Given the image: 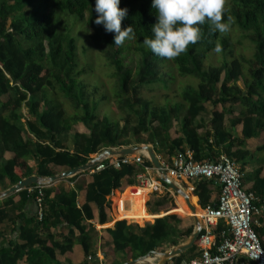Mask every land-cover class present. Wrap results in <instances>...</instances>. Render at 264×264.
<instances>
[{
  "label": "trees",
  "instance_id": "trees-1",
  "mask_svg": "<svg viewBox=\"0 0 264 264\" xmlns=\"http://www.w3.org/2000/svg\"><path fill=\"white\" fill-rule=\"evenodd\" d=\"M118 7L127 9L121 30L131 25L135 34L120 46L113 44L114 33L93 22L94 0H0V190L32 174L50 177L83 165L104 149L137 144H150L156 155L167 160L185 157L187 151L195 162H214L225 155L238 164L240 172L255 152L261 154L264 166V144L252 152L245 142L264 132V0H224L221 22H230L229 30L247 41L249 57L237 51L229 30H212L207 21L199 25L200 39L184 52L171 59L156 56L142 42L152 37L151 26L156 22L151 0H119ZM75 26L112 71L110 95L98 96V85L88 87L83 82L86 68L78 62ZM130 48L135 51L133 63L125 60ZM212 52L219 53L218 62L205 63ZM165 66L167 70H162ZM172 71L190 80L177 93L178 99L166 95L160 102L145 95L144 91L154 88L172 90L176 80ZM109 97L116 117L106 106L101 111ZM206 104L220 105V110H211L205 119ZM77 124L87 132L77 131ZM173 124H177L174 137L170 135ZM236 126H240L239 134ZM6 152L10 158L4 157ZM104 163L106 167L92 172L91 180L79 182L76 189L43 186L40 219L36 211L30 216L25 213L28 202L35 204L34 185L0 200V264H75L59 258L74 244L83 252L77 264H103L94 249L96 230L88 223L94 219L90 204L96 208L97 222H108L116 217L122 186H135L136 175L151 167L146 159L117 168ZM260 170L245 180L253 181L248 190L257 198L259 212L252 228L264 247ZM212 181L180 180L197 213L216 206L209 190ZM243 181L241 177L242 185ZM82 187L85 202L78 206L77 189ZM153 195V200L145 201L151 214L176 208L168 192ZM181 223L176 213L146 218L143 229L135 222L117 220L105 229L111 240L101 252L111 257L110 264H122L149 251L162 252L191 233L192 226L182 228ZM224 230L223 222L213 228L216 243ZM199 255L193 244L170 262H189Z\"/></svg>",
  "mask_w": 264,
  "mask_h": 264
},
{
  "label": "built area",
  "instance_id": "built-area-1",
  "mask_svg": "<svg viewBox=\"0 0 264 264\" xmlns=\"http://www.w3.org/2000/svg\"><path fill=\"white\" fill-rule=\"evenodd\" d=\"M98 154V153H97ZM96 155V154H94ZM93 155V156H94ZM147 158L144 153L134 156L105 157L88 172L92 173L107 165L119 167L121 164H142ZM168 177L176 181L190 179H213L219 183L220 192L215 208L201 211V231L196 241L199 257L179 264H264V247L252 228L256 223L253 218L259 212L254 193L241 184L242 174L238 164L221 155L217 161L195 162L190 155L174 157L167 162L158 158ZM140 185L149 192H161L164 189L152 167H144V171L136 175ZM45 185H34L37 189L35 197L36 214L41 218V189ZM31 188H28L30 191ZM223 222L226 230L219 234L220 241L215 242L213 228ZM155 264V263H152ZM165 264H174L167 262Z\"/></svg>",
  "mask_w": 264,
  "mask_h": 264
},
{
  "label": "clouds",
  "instance_id": "clouds-1",
  "mask_svg": "<svg viewBox=\"0 0 264 264\" xmlns=\"http://www.w3.org/2000/svg\"><path fill=\"white\" fill-rule=\"evenodd\" d=\"M118 4L119 0H94L93 9L97 14L93 22L102 25L105 32L114 33L116 46L135 35L131 25L121 30L127 9ZM223 4L224 0H151L156 22L151 26L152 37L143 39V45L154 55L171 59L200 39L199 25L206 21L212 30L227 32L230 22H221ZM215 51H220L219 46Z\"/></svg>",
  "mask_w": 264,
  "mask_h": 264
},
{
  "label": "crops",
  "instance_id": "crops-1",
  "mask_svg": "<svg viewBox=\"0 0 264 264\" xmlns=\"http://www.w3.org/2000/svg\"><path fill=\"white\" fill-rule=\"evenodd\" d=\"M239 129H237V134H239L240 132V126H238ZM76 128V127H75ZM79 132H85L83 130H78ZM261 133L263 132H260L258 134V136L254 137V138H249L247 140H245L246 142V148L249 150V151H252L254 152V150L260 146L261 144H264V139L263 137L261 136ZM261 140L257 143H255L254 141H256L257 139H260ZM187 155H190V152L187 151L186 152ZM93 155H91L92 157ZM4 157L5 158H10L11 157V153L9 152H6L4 153ZM31 163V161H30ZM32 164V163H31ZM242 168V171H241V174H242V181L246 179V176L247 177H252L253 174L258 170V169H261L260 170V176H263L264 175V166H262V160H261V154L260 153H252V155L248 158V162L245 166L241 167ZM63 171H66V170H63ZM62 171V172H63ZM91 172L89 173L88 171L86 172H83V173H80L79 176H77L75 179L73 180H67V178H63V179H60V180H56L48 185H59V188H62V189H68V188H73V189H76V187L78 186V183L80 182V184H86L88 183L90 180H91ZM83 180V181H82ZM192 182V181H191ZM252 180H245L243 181V186L247 189H249L252 185ZM177 183V181H176ZM178 184H179V181H178ZM126 187H132V186H127V185H123L122 188H121V194H120V197H119V200L117 202V211H116V217H111L110 220L104 224H99L96 220V208L94 206V204H90L91 207H92V212H93V215H94V219L89 221L88 223L92 224L96 230V232L94 233L93 237L95 239V245H94V249L96 251V255L99 259V261H107L109 264L111 262V257H103V254L101 252V249L102 247H104L106 244H109L110 243V236L108 235V233L105 231V229L107 228H112L115 221L117 220H120V219H125L127 221V223H131V222H142L143 220L141 221H136V220H139V219H146V218H154V217H157V216H162V215H165L167 213H179V214H184V216L186 215H190V216H186V217H182V223H181V227L182 228H186V227H190L192 226V229H193V220H192V216H191V213H186L187 211V208H186V204L183 200V198L180 196V197H176V204L178 205L175 209L167 212V213H161V214H151L148 210H147V207L145 205V201L147 199V197L145 196L144 198V195L141 193L142 191L137 188H135L136 190H138L139 192L136 194V195H130L131 193H135V192H130V188H129V191L125 194H122L124 189ZM165 189V188H164ZM163 189V190H164ZM184 189V188H183ZM1 190H4V189H1ZM0 190V191H1ZM209 190H210V194H211V200L212 201H217V198H218V195H219V192H220V186H219V183L215 180H213L210 184H209ZM141 191V192H140ZM162 193V192H160ZM133 197L134 199H128V203L124 206L123 209L120 208V202H121V199L123 197ZM4 199V198H3ZM181 199V200H180ZM2 200V199H0ZM76 201H77V205L78 206H81L84 202H85V189L84 187L82 188H78L77 189V196H76ZM129 206L128 208H126V206ZM36 205L30 201L28 202L26 208H25V213L27 214V216H30L32 214L35 213L36 211ZM140 209L141 210H144L143 213L140 212ZM179 209V211H178ZM201 211V210H200ZM188 212V211H187ZM143 215H142V214ZM185 219L188 220V224L185 225V227L182 225L185 221ZM129 220H132L129 222ZM138 224V223H137ZM139 226H142L144 225V222L141 223V224H138ZM52 231H60L59 229H55V230H52ZM6 234L7 235H11V234H8L9 233V229H6ZM6 235V236H7ZM59 258L64 261V260H68L72 263H79L83 260V252H82V249L80 247L79 244H74L72 249L68 252H65L64 254H61L59 255ZM151 258H148V260H150ZM104 262V263H105ZM22 264V263H20ZM61 264H65V263H61ZM140 264V263H138Z\"/></svg>",
  "mask_w": 264,
  "mask_h": 264
},
{
  "label": "rangeland",
  "instance_id": "rangeland-1",
  "mask_svg": "<svg viewBox=\"0 0 264 264\" xmlns=\"http://www.w3.org/2000/svg\"><path fill=\"white\" fill-rule=\"evenodd\" d=\"M229 30V29H228ZM81 30H80V27L79 26H75L73 28V34L74 36L76 37L77 39V51H78V62H79V65L80 67H83V68H86V74L84 76H82V80L84 83L87 84L88 87H91L93 85H98V96L102 93H105L107 95H110L113 87H114V78L112 77L111 73L112 71L104 64L103 62V59L102 57L99 55V53L97 52V50L91 45L90 41L87 40L86 36H84L83 34L80 33ZM229 32L232 34L233 38H232V41L233 43L235 44V47L237 49L238 52L242 53L245 57H249L250 55V47H249V44L247 43L246 40H241L238 35L239 33L236 32V31H233V30H229ZM241 40L240 43H237L236 41L237 40ZM134 57H135V51L133 50V48H130L127 52H126V57H125V60L126 62H128L129 60L132 59V63L134 61ZM218 59H219V53L217 52H212L209 56V59H206L205 63L208 64V62H213V63H217L218 62ZM162 70H167V67H163ZM175 75L176 77V80L172 86V90H169V91H165V90H161L159 88H154L152 91H144L145 95L147 97H151V96H155L156 99L160 102L164 101L165 100V96L168 95V97H170L171 100H173L172 98L174 99H178L177 97V93H179V91L182 89V87L190 80L187 81L188 78H181L179 77L175 72H171ZM172 97V98H171ZM62 99V98H61ZM105 106L107 107L108 111L110 112V114L113 116V117H116L117 116V110L112 102V99L109 97L108 99V102L106 103V105H103V107L101 108V111L104 112L105 110ZM65 107L67 108V110L69 111V107L68 105L66 104ZM213 109H217V110H220V105H210V104H206V112L202 114V116L207 119L209 117V112ZM24 112H25V109H24ZM71 112V110L69 111ZM227 124V123H226ZM76 130H83L85 132H87V129L81 125V124H77L75 126ZM177 129V124H173V126L171 127L170 129V135L172 137L176 136V130ZM237 129H239L238 126H236L235 128V131L237 132ZM261 136L263 137L264 139V132L261 133ZM261 140L260 139H257L256 141H254L255 143L259 142ZM149 145L151 148L152 146L150 144H147ZM130 146H134V145H130ZM157 158H159L161 161H164V162H167L168 160L165 158V157H160L159 155H156ZM32 163V162H31ZM135 183L136 185L135 186H132L130 188V192H136V189L137 188L138 190L139 189H142L140 192L144 195V198L145 196L148 197L149 199L153 200L154 197H152V193H149V191H145V189L140 185L139 181L137 180V178L135 177ZM176 181V180H175ZM178 182V181H177ZM179 184L182 186V184L180 183L179 181ZM9 187V186H8ZM7 187V188H8ZM135 187V188H134ZM127 188V187H126ZM129 188L125 191V192H128L129 191ZM6 189V188H5ZM124 192V193H125ZM161 192H155L156 195H153V196H158V195H163L164 192H168L169 194L172 195L173 197V200H174V203L176 205V207L178 206L176 204V197H180L178 195H176L171 189L167 188V189H162L161 188ZM123 194V193H122ZM181 200V199H180ZM184 200V199H183ZM129 206L127 205L126 208H128ZM169 206H166L164 208H167ZM187 208V211L186 213H190L188 207L186 206ZM144 210H141V212L143 213ZM163 213V212H162ZM161 214V213H160ZM177 215L179 217H186V216H190V215H186L184 216V214H179L177 213ZM143 220L142 222H137L138 224H141V223H145V219H140L139 221ZM132 221V220H129V222ZM184 223L182 224L184 227L186 224H188V220L185 219V221H183ZM183 241L179 242L178 244L182 243ZM172 246H169V247H165L163 248V251L165 250H168L169 248H171ZM162 251V252H163ZM157 257L155 258H151L149 261V263H155ZM105 262V261H104ZM103 264H109L107 261ZM149 263H146V262H142L140 264H149Z\"/></svg>",
  "mask_w": 264,
  "mask_h": 264
},
{
  "label": "water",
  "instance_id": "water-1",
  "mask_svg": "<svg viewBox=\"0 0 264 264\" xmlns=\"http://www.w3.org/2000/svg\"><path fill=\"white\" fill-rule=\"evenodd\" d=\"M139 153H144L147 155L148 161L151 164V167L154 171H156L158 179L165 183L169 189H171L176 195H180L188 207L190 213L192 214L193 220V229L189 236L180 244L173 245L168 250L163 252L149 251L147 254L140 256L136 259L126 261L122 264H138L142 262L149 263L148 258L157 257L155 264H165L170 262L174 257L180 255L183 251L192 247L193 244L196 243L198 236L201 231V220L200 217L195 216L196 208L190 201L189 194L183 187L178 184V182H174L169 179L166 171L161 166L156 154L152 150V148L147 144H137L134 146H123L120 148H111L104 149L98 154L90 157V159L84 163L83 165L73 167L69 170L60 172L56 175L50 177H41L36 174H32L29 177L22 178L17 183L9 186L8 188L0 191V199H3L15 192H18L24 188H27L32 185H48L56 180H60L67 177H72L76 174H80L86 171L93 169L96 165H98L105 157H120V156H134ZM194 214V215H193ZM143 229V226H142ZM152 264V263H149Z\"/></svg>",
  "mask_w": 264,
  "mask_h": 264
},
{
  "label": "bare ground",
  "instance_id": "bare-ground-1",
  "mask_svg": "<svg viewBox=\"0 0 264 264\" xmlns=\"http://www.w3.org/2000/svg\"><path fill=\"white\" fill-rule=\"evenodd\" d=\"M169 179H171V180H173L174 182H176L175 181V179H173L172 177H168ZM140 190H142V189H140ZM146 191V190H145ZM148 191V190H147ZM139 191L138 190H136V192L135 193H131V192H129V193H131L130 195H136L137 193H138ZM134 197V196H133ZM133 197H129L128 198V196L127 197H123L122 199H121V202H120V208L121 209H123L124 208V206L128 203L127 201H128V199H134ZM200 214H201V212L200 213H195V216H197V217H200ZM192 215V214H191ZM194 215V214H193Z\"/></svg>",
  "mask_w": 264,
  "mask_h": 264
}]
</instances>
